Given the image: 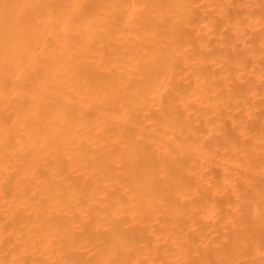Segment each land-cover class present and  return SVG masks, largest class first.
<instances>
[{
  "label": "bare ground",
  "instance_id": "1",
  "mask_svg": "<svg viewBox=\"0 0 264 264\" xmlns=\"http://www.w3.org/2000/svg\"><path fill=\"white\" fill-rule=\"evenodd\" d=\"M0 264H264V0H0Z\"/></svg>",
  "mask_w": 264,
  "mask_h": 264
}]
</instances>
